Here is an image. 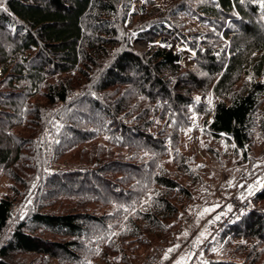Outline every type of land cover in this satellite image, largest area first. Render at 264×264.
<instances>
[{
    "label": "trees",
    "instance_id": "16d2710c",
    "mask_svg": "<svg viewBox=\"0 0 264 264\" xmlns=\"http://www.w3.org/2000/svg\"><path fill=\"white\" fill-rule=\"evenodd\" d=\"M146 5L0 0V264H137L213 191L186 132L264 142V0ZM252 197L188 264H264V176Z\"/></svg>",
    "mask_w": 264,
    "mask_h": 264
},
{
    "label": "rangeland",
    "instance_id": "374dc122",
    "mask_svg": "<svg viewBox=\"0 0 264 264\" xmlns=\"http://www.w3.org/2000/svg\"><path fill=\"white\" fill-rule=\"evenodd\" d=\"M157 6L166 7L173 0H154ZM137 12H143L146 8V0H132ZM191 26L197 24V18L188 20ZM133 44L142 51H146L151 43L138 36L134 32ZM155 44L172 48L179 52L184 66H193L194 61L188 47L172 34H161L154 41ZM210 101L213 99L210 97ZM193 135V134H192ZM186 132L184 140L190 143L192 152L196 153L204 164L206 171L212 173L209 179L212 185V193L203 195L197 202L192 204L185 218V224L181 234L175 238L174 244L159 245L149 251L137 264H143L150 256H156V264H188L194 254L201 256L205 243L211 242L219 226V219L233 211L228 205L230 195L238 192L241 198H253V194L261 185L264 176V142H256L253 152L248 159H243L241 150H238L230 140L210 137L204 131L199 130V136H192ZM215 148L217 154L211 152L209 147ZM8 179L3 177L0 181V197L8 189ZM34 198L31 191H27L14 206V214L24 212L25 208L33 204ZM257 205V204H256ZM259 208L262 209L258 203ZM255 210V209H254ZM236 211V210H234ZM191 235V236H190ZM2 241V237H1ZM201 246V247H200ZM171 250V251H169ZM202 259H206L204 256Z\"/></svg>",
    "mask_w": 264,
    "mask_h": 264
},
{
    "label": "built area",
    "instance_id": "2783aa9c",
    "mask_svg": "<svg viewBox=\"0 0 264 264\" xmlns=\"http://www.w3.org/2000/svg\"><path fill=\"white\" fill-rule=\"evenodd\" d=\"M239 194L240 193L238 192H234L232 195H230L228 205L231 207V209H233V211H230L228 214L224 215L221 219H219L217 223L219 227L222 226L223 223L225 224L226 222H228L229 219L233 218L239 213H245L254 209H260L259 206H257L259 203L257 198H241ZM156 262V256H150V258L146 260L143 264H156Z\"/></svg>",
    "mask_w": 264,
    "mask_h": 264
},
{
    "label": "snow or ice",
    "instance_id": "6c2138e0",
    "mask_svg": "<svg viewBox=\"0 0 264 264\" xmlns=\"http://www.w3.org/2000/svg\"><path fill=\"white\" fill-rule=\"evenodd\" d=\"M169 251H171V250H169Z\"/></svg>",
    "mask_w": 264,
    "mask_h": 264
},
{
    "label": "crops",
    "instance_id": "0c3cea01",
    "mask_svg": "<svg viewBox=\"0 0 264 264\" xmlns=\"http://www.w3.org/2000/svg\"><path fill=\"white\" fill-rule=\"evenodd\" d=\"M191 236V235H190Z\"/></svg>",
    "mask_w": 264,
    "mask_h": 264
}]
</instances>
